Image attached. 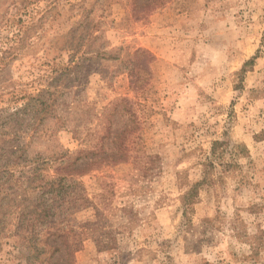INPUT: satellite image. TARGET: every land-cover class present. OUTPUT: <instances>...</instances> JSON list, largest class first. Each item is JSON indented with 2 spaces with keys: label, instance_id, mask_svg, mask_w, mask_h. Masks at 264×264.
<instances>
[{
  "label": "rangeland",
  "instance_id": "obj_1",
  "mask_svg": "<svg viewBox=\"0 0 264 264\" xmlns=\"http://www.w3.org/2000/svg\"><path fill=\"white\" fill-rule=\"evenodd\" d=\"M152 2L0 0V264L46 259L28 260L31 230L16 231L15 206L33 203L53 207L72 264H264V0ZM74 28L85 52L107 55L72 62ZM139 49L152 60L136 68ZM49 89L64 90L62 119L30 114L10 129ZM124 128L136 138L126 163L57 175L63 155L98 151ZM29 162L46 183L64 178L54 196L20 173Z\"/></svg>",
  "mask_w": 264,
  "mask_h": 264
},
{
  "label": "trees",
  "instance_id": "obj_2",
  "mask_svg": "<svg viewBox=\"0 0 264 264\" xmlns=\"http://www.w3.org/2000/svg\"><path fill=\"white\" fill-rule=\"evenodd\" d=\"M158 0H153L152 3ZM151 3H148L145 5V7H148ZM76 34H77V29H73L72 33L70 34L68 45H67V50L72 52V62H74V59H77L80 57V54H82V57L84 56H94L96 55L97 57H105L107 54L106 53H100V54H95L93 52H85L86 47L84 44H79L75 43L76 39ZM89 39L85 40H90L91 35H89ZM82 39V36L80 37ZM140 58H145L143 60H152V56L150 53L144 51V50H137L134 54V59H133V65L134 67L137 68L138 65H140L138 59ZM136 68H131L130 69V77L132 80L135 78V75L138 74ZM134 84V82H132ZM66 89V88H65ZM71 88H67L66 92L70 91ZM64 90L60 89H55L53 90H44L41 94H39L37 97L30 99V101L24 106L23 109L17 110L15 113H13L8 120H14L13 122H10L9 126L10 129H14L17 127V124L19 121H24L25 117L27 115L32 114V118L34 120V123L41 122V120H45L49 117L57 118L56 115V109H55V104L58 100V98L64 96ZM60 96V97H59ZM120 105H124L126 112L130 113L131 116L135 117L132 115V107H131V102L127 99H122L119 101ZM58 120H61L62 117H58ZM135 120L132 123H135ZM118 135L114 137L110 145L107 146L106 144L101 145L100 149L97 151L98 146H95L93 151L88 152L85 154L84 157H77L74 159L73 156L65 154L63 157H61L60 160H56V163H59L58 169H56V173L59 176L62 173H64L63 177H67L69 175H74L82 172V168H75L79 165L80 162H87L88 165H96V164H102V162L108 161V163L111 164H120V163H126L129 158H130V153L132 151L133 145L135 144L136 138L133 136V128L128 129H119L118 130ZM104 140V139H103ZM219 142L214 143V147L218 145ZM14 150H6V153L13 154L14 151H20L24 152V146L21 147H9ZM215 150V149H214ZM83 154L80 152V155ZM104 154V156L102 155ZM99 155L101 156L99 158ZM136 162L138 164L143 163V167L146 168V170H149V163L152 162L153 158L150 156H144V157H139L137 158ZM90 161V162H89ZM30 164H27L23 167L22 172H20L23 175H28L29 178L27 182L29 181V184L36 187L40 188L42 190V195L45 196V194H49L50 196H54L56 194V190L62 187V179L54 180L51 182H44V180L41 178L40 173L44 169L42 168L43 166H40V164H36L34 162H29ZM50 165L49 163H47ZM20 165H3V169H7L10 172V169L12 168H17ZM39 182V184H38ZM44 183V184H43ZM38 184V185H37ZM68 188L67 184H64V191L66 192ZM196 188V187H195ZM194 190L191 191L186 196V201L189 203L192 198V193L195 192ZM59 192V191H58ZM63 192V194L65 193ZM17 205L15 206V210L19 212L20 214V221L17 224L16 231L18 233H21L23 230H31L30 234L24 235L21 240L28 245L30 249V256L28 257V260L31 258L36 262L40 261L39 257L41 255L45 256V260H42L40 264H52V260H55V263L59 264H72L73 256L74 253L77 249H75V245L70 242V237L67 233L63 232V230L58 228V225L56 224L55 221H52L55 217V213L53 210V207L50 205L48 206L45 204L44 206H41V204H29L23 206ZM97 210V208L95 209ZM98 213L100 211L97 210ZM5 226V222L3 220L0 221V248L2 244V233H3V228ZM41 227L43 228L42 231H40V234L37 233V228ZM45 228V229H44ZM97 245L102 247L103 249H108L110 248L108 244H102L101 242H97Z\"/></svg>",
  "mask_w": 264,
  "mask_h": 264
}]
</instances>
